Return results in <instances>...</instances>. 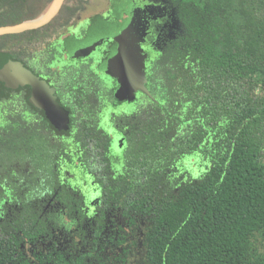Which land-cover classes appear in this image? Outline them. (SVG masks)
Masks as SVG:
<instances>
[{
  "label": "flooded vegetation",
  "instance_id": "1",
  "mask_svg": "<svg viewBox=\"0 0 264 264\" xmlns=\"http://www.w3.org/2000/svg\"><path fill=\"white\" fill-rule=\"evenodd\" d=\"M81 1L0 36V56L42 85L0 79V242L15 264H149L146 131L176 126L179 106L154 74L174 68L176 82L178 53L190 71L188 36L166 0H107L84 17ZM124 49L144 58L128 86Z\"/></svg>",
  "mask_w": 264,
  "mask_h": 264
},
{
  "label": "trees",
  "instance_id": "2",
  "mask_svg": "<svg viewBox=\"0 0 264 264\" xmlns=\"http://www.w3.org/2000/svg\"><path fill=\"white\" fill-rule=\"evenodd\" d=\"M39 1L0 0V27ZM166 1L192 62L165 88L176 126L146 131L149 264H264V0ZM0 264H15L1 242Z\"/></svg>",
  "mask_w": 264,
  "mask_h": 264
},
{
  "label": "water",
  "instance_id": "3",
  "mask_svg": "<svg viewBox=\"0 0 264 264\" xmlns=\"http://www.w3.org/2000/svg\"><path fill=\"white\" fill-rule=\"evenodd\" d=\"M63 1L64 0H53L47 11L34 21L0 27V36L20 33L47 24L59 11ZM128 44L130 43H126L124 46H128ZM120 57L124 59L125 63H128L129 70L128 75H123V86H128L138 79L141 81L144 78V73L141 71L144 58H138L133 52H126L125 49L120 53ZM0 79L10 83H30L34 85L35 88L42 87L41 84L36 82L32 74L27 71L20 63L11 61L8 57L0 56Z\"/></svg>",
  "mask_w": 264,
  "mask_h": 264
},
{
  "label": "rangeland",
  "instance_id": "4",
  "mask_svg": "<svg viewBox=\"0 0 264 264\" xmlns=\"http://www.w3.org/2000/svg\"><path fill=\"white\" fill-rule=\"evenodd\" d=\"M106 2H107V0H82L81 5L86 8L85 11L82 12V16L84 17L86 15H89L91 13H94L96 11L101 10L105 6ZM72 3H74V0L63 1V4L65 6L70 5ZM49 4H50V1H47V0H42V1L38 2V4H37L38 15L36 16V18L34 20L41 17L42 14H44L47 11L49 6L51 5V4L50 5ZM34 20H32V21H34ZM183 58H184L183 54L178 53L176 55V59H183ZM173 64L175 65V69H177L178 64L176 62H174ZM166 65H167V63H166ZM173 73H174V68L173 69L170 68V70H169V68H167V66H160L158 68V71L156 70V72L154 74V81L159 83L162 88H168L171 84H173V85L177 84V80L175 82L174 81L175 77L172 76ZM175 74H176V76H178V71Z\"/></svg>",
  "mask_w": 264,
  "mask_h": 264
}]
</instances>
